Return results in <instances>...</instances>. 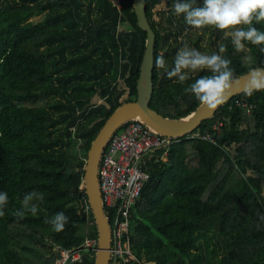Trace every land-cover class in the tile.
<instances>
[{"label":"trees","instance_id":"16d2710c","mask_svg":"<svg viewBox=\"0 0 264 264\" xmlns=\"http://www.w3.org/2000/svg\"><path fill=\"white\" fill-rule=\"evenodd\" d=\"M115 1L118 7L111 0H0V192L8 194L0 264H56L53 248L98 235L81 199L88 151L113 110L137 100L148 39L134 0ZM175 2L146 0L156 58L172 67L185 43L206 55L223 44L236 77L264 67L258 46L244 42L236 52L231 30L194 29L174 13ZM253 26L264 32V22ZM203 75L210 73L180 84L155 66L150 107L174 120L188 116L200 104L184 89ZM244 96L250 111L230 110ZM233 99L194 131L213 134L214 143L180 138L154 151L133 220L144 246L128 264H264V90ZM31 192L44 195L34 201L38 213L17 219ZM61 211L69 220L56 232L45 220Z\"/></svg>","mask_w":264,"mask_h":264},{"label":"clouds","instance_id":"9594fccd","mask_svg":"<svg viewBox=\"0 0 264 264\" xmlns=\"http://www.w3.org/2000/svg\"><path fill=\"white\" fill-rule=\"evenodd\" d=\"M195 0H176L173 5L174 13L184 15L185 23L194 29H204L213 26L215 29L225 31V36L231 30V42L236 52L245 48V43L258 46L264 53V32L253 26L255 23L264 22V0H203V6H194ZM227 48L221 44L219 53L211 55L202 54L196 48L189 47L186 43L177 51L174 65L169 67L163 55L155 60L158 69L163 70L169 79L176 78L180 84L191 79V74L207 71L210 75L200 76L195 82L184 89L191 93L200 105L209 111L215 110L226 102L232 93L234 85H239V78L230 67L231 60L220 53H225ZM244 63L250 65L251 57H245ZM248 80L238 87L244 95L251 96L254 92L264 90V67H253L248 72ZM43 193L31 192L23 197L22 208L14 215L23 219L27 213L35 216L39 211V204L43 202ZM8 204L7 192H0V217L5 215L4 209ZM264 221V214L260 215ZM69 217L63 212H58L46 223L53 226L54 231L60 232L68 223Z\"/></svg>","mask_w":264,"mask_h":264},{"label":"built area","instance_id":"2783aa9c","mask_svg":"<svg viewBox=\"0 0 264 264\" xmlns=\"http://www.w3.org/2000/svg\"><path fill=\"white\" fill-rule=\"evenodd\" d=\"M111 3L118 7L117 1L111 0ZM233 107L250 108L248 98L235 99L230 109ZM213 129L217 130L215 127ZM181 138L214 142L212 134L200 132H191ZM175 139L156 131L142 120L131 119L115 131L103 149L98 183L103 214L111 230L110 264H128L131 260H138L135 252V248H139L136 242L138 233H133L135 206L150 178L148 167L155 161L154 151L170 146ZM80 190L85 192L81 199L86 221L89 222L92 211L83 184ZM98 249L99 235L87 236L76 248L57 246L53 252L56 264H80L88 257H96Z\"/></svg>","mask_w":264,"mask_h":264},{"label":"water","instance_id":"95a60500","mask_svg":"<svg viewBox=\"0 0 264 264\" xmlns=\"http://www.w3.org/2000/svg\"><path fill=\"white\" fill-rule=\"evenodd\" d=\"M140 28L148 34L146 52L141 66L136 101L122 103L109 115L99 133L92 141L84 169L83 185L91 207L95 227L99 235V249L95 257V264H110L111 230L107 222L100 201L98 183V167L101 153L116 129L131 119H141L155 130L174 137H181L196 129L201 121L214 115L219 106L229 102L233 97L243 94L238 90L248 80V75L239 77V85H234L232 93L223 104L215 110L209 111L207 107L199 105L188 116L174 120L171 117L156 112L150 107L151 97L154 94L155 60L157 34L150 24L146 0H134Z\"/></svg>","mask_w":264,"mask_h":264},{"label":"bare ground","instance_id":"6f19581e","mask_svg":"<svg viewBox=\"0 0 264 264\" xmlns=\"http://www.w3.org/2000/svg\"><path fill=\"white\" fill-rule=\"evenodd\" d=\"M240 95H243V94H240ZM237 96H239V95H237ZM237 96H235V97H237ZM233 98H234V97H233ZM233 98H232V99H233ZM232 99H231L230 101H232ZM235 99H237V98H235ZM235 99H233V102H234ZM230 101H229V102H230ZM229 102H227V103H229ZM225 104H226V103H225ZM225 104H223V105H225ZM231 104H232V103H231ZM230 106H231V105H230ZM249 106H250V108H249V107H243V108H246V109H248V110L250 111V109L252 108V106L250 105V103H249ZM233 108H235V107H233ZM233 108H232V109H233ZM232 109H230V110H232ZM138 120H141V119H138ZM142 121H143V120H142ZM144 122H145V121H144ZM145 123H146V122H145ZM146 124H147V123H146ZM148 125H149V124H148ZM149 126H150V125H149ZM214 127L218 129V126H214ZM214 127H213V128H214ZM152 128H153V127H152ZM153 129H154V128H153ZM195 130H196V129H194V130L191 131V132H194ZM156 131H157V130H156ZM213 131L215 132V131H217V130H214V129H213ZM158 132H159V131H158ZM191 132H189V133H191ZM160 133H161V132H160ZM186 134H188V133H186ZM186 134H185V135H186ZM185 135H183V136H185ZM212 135H213V134H212ZM167 136H168V135H167ZM183 136H181V137H183ZM111 137H112V136H111ZM111 137H110V138H111ZM171 137H174V136H171ZM181 137H174V138L180 139ZM175 140H176V139H175ZM213 140H214V136H213ZM108 142H109V140H108ZM108 142H107V143H108ZM174 143H175V142H174ZM213 143H214V142H213ZM106 145H107V144H106ZM106 145H105V146H106ZM164 147H166V146H164ZM167 147H168V146H167ZM104 148H105V147H104ZM161 148H162V147H161ZM166 151H167V154H165ZM166 151L164 152V157H163V158L167 157V155H168V150H166Z\"/></svg>","mask_w":264,"mask_h":264},{"label":"rangeland","instance_id":"374dc122","mask_svg":"<svg viewBox=\"0 0 264 264\" xmlns=\"http://www.w3.org/2000/svg\"><path fill=\"white\" fill-rule=\"evenodd\" d=\"M1 1L4 2L5 0H1ZM98 103L101 104V103H102V100L98 99ZM151 155H153V153H152ZM164 159H165V161H166L167 158L165 157ZM140 235H141V234H137V237L140 236ZM140 237H141V236H140ZM142 238H143V236H142ZM144 241H145V236H144ZM144 241H141V239L138 240L137 245H138V247H139L140 249L143 248V246H144ZM136 242H137V241H136Z\"/></svg>","mask_w":264,"mask_h":264},{"label":"crops","instance_id":"0c3cea01","mask_svg":"<svg viewBox=\"0 0 264 264\" xmlns=\"http://www.w3.org/2000/svg\"><path fill=\"white\" fill-rule=\"evenodd\" d=\"M167 158V157H166ZM141 237L143 236V238H144V235H140Z\"/></svg>","mask_w":264,"mask_h":264}]
</instances>
